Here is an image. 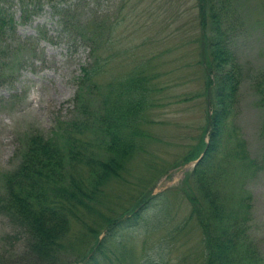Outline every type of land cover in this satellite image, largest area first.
Instances as JSON below:
<instances>
[{"label":"trees","instance_id":"trees-1","mask_svg":"<svg viewBox=\"0 0 264 264\" xmlns=\"http://www.w3.org/2000/svg\"><path fill=\"white\" fill-rule=\"evenodd\" d=\"M43 2L59 19L75 17L60 5L65 0H0V55L20 44L12 39L18 20L10 4L17 5L25 19L27 11L36 13ZM230 6L229 0H194L199 30L192 38L196 52L192 69L202 72L201 88L190 99L175 101L164 91L186 74L190 53L161 69L154 64L156 54H141L138 43L118 33V21L106 26L94 18L76 21V39L88 52V61L74 77L76 115L57 120L47 135L37 129L26 133L18 163L0 177V211L26 231L33 264H72L73 260L104 264L102 257L110 262L104 255L105 241L126 215L136 219L152 205L154 184L164 174L165 164L149 157L157 156L164 142L152 131L160 109L194 99L202 102L203 131L175 164L202 154L183 180L188 217L195 218L202 235L204 256L199 264H260L248 239L251 206L242 184L261 165L250 157L231 117L242 69L227 24ZM255 83L261 94L259 105L264 106V86ZM141 157L144 174L137 187L125 200L115 202L112 192L129 182L127 174ZM84 214L94 216L93 222L83 223L76 242L66 239L71 220ZM67 251L72 261L63 258ZM129 258L130 254H122L117 260L125 264ZM0 264H4L1 255ZM129 264L167 263L147 258Z\"/></svg>","mask_w":264,"mask_h":264},{"label":"rangeland","instance_id":"rangeland-1","mask_svg":"<svg viewBox=\"0 0 264 264\" xmlns=\"http://www.w3.org/2000/svg\"><path fill=\"white\" fill-rule=\"evenodd\" d=\"M229 1L227 24L230 23L229 31L235 37L233 51L242 69L231 117L250 157L261 165L260 170L243 179L242 194L249 195L251 206L248 239L261 259L260 264H264V106L259 105L261 94L255 90L256 80L264 86V0ZM60 5L75 17L59 19L50 5L43 2L36 13L27 11L24 19L19 7L10 4L18 20L12 39L20 44L17 50L0 55V177L1 172L18 163V149L26 133L37 129L47 135L57 120L76 115L72 102L77 87L74 77L88 61L87 50L76 39L78 19L94 18L104 21L103 26L118 21V33L138 43L141 54H156L154 64L161 69L176 65L182 54L190 53L191 65L186 74L175 78L172 87L164 91L172 101L190 99L201 88L202 72L197 67L192 69V53L196 54L192 38L198 28L194 0H65ZM201 103L197 99L172 102L160 109L159 123L152 125V131L164 142L158 147L157 156L149 157L165 164L164 174L154 184V198L149 203L152 205L143 208L136 219L126 215L107 238L103 249L110 262L102 257L104 264H119L117 259L122 254H130L135 262L147 258L167 264L201 262V231L195 218L188 217L190 204L183 193V180L193 163L175 164L203 131L205 113ZM143 169L141 157L127 174L129 182L112 192V200H125L130 189L137 187ZM113 206L114 203L110 207ZM93 219L88 214L80 220L73 218L66 239L76 242L83 223H92ZM104 235L105 232L100 237ZM65 253L63 258L72 261L70 251ZM0 255L4 264L34 261L26 231L2 211ZM131 258L124 263H131ZM74 261L72 264H79Z\"/></svg>","mask_w":264,"mask_h":264}]
</instances>
